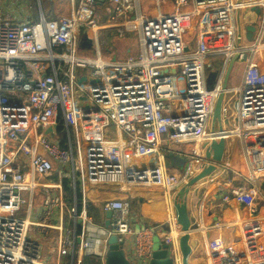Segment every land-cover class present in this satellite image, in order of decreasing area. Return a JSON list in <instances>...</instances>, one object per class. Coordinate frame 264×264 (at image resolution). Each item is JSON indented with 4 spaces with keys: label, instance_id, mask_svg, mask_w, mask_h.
<instances>
[{
    "label": "built area",
    "instance_id": "1",
    "mask_svg": "<svg viewBox=\"0 0 264 264\" xmlns=\"http://www.w3.org/2000/svg\"><path fill=\"white\" fill-rule=\"evenodd\" d=\"M99 1L80 0L60 18L16 22L3 14L0 0V264H85V256L105 264L112 235L123 246L133 236L136 264H148L155 228L135 229L130 198L143 190L178 194L211 162L206 150L222 136L240 141L249 168L248 183L223 198L233 197L249 214L234 221L239 244L221 237L208 241L207 264H264V215L256 204L258 180L264 178V69L257 58L260 46L238 45L242 36L239 40L236 27V13L248 8L262 16L264 29V0H158L152 15L137 0H111L110 24L121 35L139 32L138 53L123 59L105 58L100 51L94 58L79 54V33L87 25L100 26ZM214 55L223 63L210 72L215 75L210 88L206 64ZM234 56L244 63L242 79L224 89ZM84 68L89 70L79 72ZM222 91L223 129H212ZM173 144L186 147L180 174L167 168L166 150ZM54 174L58 182L49 179ZM65 179L73 190L70 209ZM38 189L48 192L33 217ZM101 190L121 197L104 201L105 219L97 222L87 204L90 193ZM55 231L58 246L45 255L40 237ZM181 233L175 217L162 235L175 264H183Z\"/></svg>",
    "mask_w": 264,
    "mask_h": 264
},
{
    "label": "crops",
    "instance_id": "2",
    "mask_svg": "<svg viewBox=\"0 0 264 264\" xmlns=\"http://www.w3.org/2000/svg\"><path fill=\"white\" fill-rule=\"evenodd\" d=\"M79 2L80 0H2L1 9L3 14L13 21L37 22L42 17L52 19L69 15L76 7H78ZM137 3L140 10L147 15L155 14L158 8V0H137ZM106 4L108 7L109 17L112 9L111 0H100L97 8H101ZM243 16L245 30H243L242 33V31H240V25L242 23ZM261 20L262 16L248 8L240 9L236 13L237 33L240 32L242 36L240 45L245 47L254 46V48L259 45L260 53H257L259 54L257 58H259L260 65L264 69V29H262ZM255 22L260 23V26H257ZM253 25L256 27V30L254 32L253 39L249 40L247 38V28ZM105 26L118 31L115 25L105 24ZM88 28L90 29L87 30V28H83V33L81 34V36L83 35L81 38L82 40L80 39L81 44L86 41V43L89 44V51L95 49L97 53L98 51L101 52L100 47L95 43V41L94 43H90L89 40L84 39V33L90 31L91 29L92 30L90 32L96 39L98 37L97 32L99 28L95 29L91 26ZM127 52L129 55H133L131 54L132 52H130L129 46L127 48ZM105 55H109L107 58H125L118 56L116 53L111 51L110 54L106 53ZM105 55L103 56L105 57ZM216 128L219 129L218 126H216ZM184 148L186 147L177 144L171 145L170 151H173L176 155L167 157V168L170 172L180 174V169L184 168L186 163L183 162L185 159L183 156L185 157L186 153ZM224 162L229 163V165H225ZM170 165H174V167L170 168ZM248 177L249 168L242 155L240 141L237 138L226 139L225 154L222 162L217 163L216 170L209 176H206L189 187L186 200L192 220L190 243L193 245V253L190 256V264L208 263L205 247L208 241L212 238L221 237L229 244L240 241V227L235 224L234 221L240 216H247L249 214V210L245 205L239 203L233 197H231L230 200H224L223 196L228 192V190H231V188H234L239 184L248 183ZM258 186L259 194L256 198L257 212L259 215H264V178L258 180ZM40 190L41 189H38L36 192L37 198H40L41 196V193H39ZM176 194L174 196L172 194L164 195L158 190H143L137 192L134 197L130 198L132 213L136 216V218H138L135 229H139L145 225L153 226L155 228L153 232L154 241L156 239L164 241L162 235L169 230L166 229V226H169L170 228L173 218L176 217L174 205L177 199ZM259 196L260 198H258ZM119 197H121L120 193L101 190L94 194L93 200L100 199V203L104 204V201L106 200H113ZM93 200L91 199V201ZM35 206H37V203ZM104 219L105 213H103V221ZM65 224L68 226L67 222H65ZM57 234L58 231H55L54 233H44L41 235L40 241L43 245L45 255L57 248ZM124 249L129 260L133 264H136L133 256V236H131L128 243L125 244Z\"/></svg>",
    "mask_w": 264,
    "mask_h": 264
},
{
    "label": "water",
    "instance_id": "3",
    "mask_svg": "<svg viewBox=\"0 0 264 264\" xmlns=\"http://www.w3.org/2000/svg\"><path fill=\"white\" fill-rule=\"evenodd\" d=\"M256 27L250 26L247 28V38L252 40L254 37V32ZM239 40L241 33H238ZM236 56L232 57L228 64V69L223 80V88L226 89L228 86V80L234 63L236 61ZM214 74L208 75V83L209 87L212 88L214 85ZM85 78L82 77L80 82ZM79 95V100H85L86 97L82 94L80 90L77 91ZM224 91H222L216 100L212 119H211V127L215 129L216 126L219 129H223L222 125V105L224 100ZM89 103H84L85 107H89ZM47 132H50V135H53V128L48 127ZM226 150V138L224 136L219 139H212L209 143V146L206 150V155L210 158L211 162L204 167L199 173L194 175L189 182L182 187L177 195V199L175 201V214L177 224L182 231V234L179 237V244L182 252L183 264H190V256L193 253V245L190 243L191 233H192V220L190 217L188 205H187V194L189 192V187L194 185L199 180L209 176L213 173L217 168V163L222 162ZM58 167H61V163H57ZM112 212L107 211L106 216L107 219L105 221L106 226L109 225ZM105 264H132L129 258L126 255L125 249L123 248L122 242L118 241L116 235L110 236L108 240V250L105 257ZM148 264H175L173 258L170 253L169 244L164 241L155 240L154 250L152 254V258L150 259Z\"/></svg>",
    "mask_w": 264,
    "mask_h": 264
},
{
    "label": "rangeland",
    "instance_id": "4",
    "mask_svg": "<svg viewBox=\"0 0 264 264\" xmlns=\"http://www.w3.org/2000/svg\"><path fill=\"white\" fill-rule=\"evenodd\" d=\"M95 18L97 20V23L100 25L98 32H97L98 37L96 39L93 37V34L90 32L92 30L91 29L90 31H87L84 33V39L89 40L90 43H94V41H95V43L100 47L103 55H105L106 53L110 54V51H111V52L116 53L118 56L127 57L129 55V54H127L128 53L127 52L128 46L130 47V52H132L131 54L137 53L138 49L140 48L139 32L138 31H127L124 35H121L120 32L117 31L116 29L108 28L105 26V24L110 25L109 20H107L109 18L108 17L107 4L101 8H97L96 13H95ZM255 24L257 26H260V23H258V22H255ZM88 27H90V26L87 25L84 28H87V30H88V29H90ZM194 28H195V25H192V27L189 29V34H188L189 37H191L192 33L195 31ZM243 30H245V28H244V16L242 17V23L240 25V31H242V33H243ZM82 33H83V31H81L79 33V41H78L79 54L82 56L94 58L95 56H97L96 50L92 49L89 51V44L86 43V41H84L81 44V40H82L81 38L83 36V35L81 36ZM237 44L240 45V42L237 41ZM107 56H109V55H105V58H107ZM222 63L223 62L221 60V55L212 56L206 64V73L210 74V72L212 70L216 69L215 66L217 64H218V68H220L222 66ZM243 68H244L243 61L237 59L234 63L232 71L230 73L229 80H228V86L233 87V86H236L239 84L240 80L242 79ZM88 70H89V68L79 69V72L86 73ZM112 129H113V127H112ZM165 148L167 149V146ZM166 155H167V157H169V156H175L176 154L173 151L166 150ZM183 158H185L183 160V162L185 163L187 159L184 156H183ZM173 167H174V165H170V168H173ZM180 170H181L180 173H183V168H181ZM58 178H59L58 175L54 174L49 179L53 180L54 182H58ZM46 181H47V179H46ZM45 192H48V190L41 189L39 192V193H41V196H40V198L39 197L37 198V206H35V208L33 209V217H35L34 216L35 212L39 208L38 204L41 201L43 193H45ZM96 192L97 191L90 194V201H91V199L92 200L94 199L93 197H94V194ZM105 195H107V194H105ZM258 198H260V196ZM65 199H66V194H65ZM99 200L100 199L93 200L91 202L92 203L94 202L97 206H99L100 201H101V200L100 201ZM66 203L68 205V208H70L71 206H70V203L67 201V199H66ZM66 218L67 219L70 218L69 213L66 214ZM166 229H169V226H166ZM124 247H125V245L123 246V248Z\"/></svg>",
    "mask_w": 264,
    "mask_h": 264
},
{
    "label": "trees",
    "instance_id": "5",
    "mask_svg": "<svg viewBox=\"0 0 264 264\" xmlns=\"http://www.w3.org/2000/svg\"><path fill=\"white\" fill-rule=\"evenodd\" d=\"M58 129L60 131V136L62 138V143H65V134L62 132L63 124L62 120L59 123ZM64 190L66 191V199L70 203V206L73 204V190L69 185V181L67 179L64 180ZM77 197H78V208L80 210L81 208V193L77 191ZM70 209V208H68ZM88 213L93 215L94 219L97 222L103 221V203H100L99 206H97L94 202L92 203L90 200L87 204ZM67 224H71V218L66 219ZM84 263L85 264H101V260L98 256H85L84 257Z\"/></svg>",
    "mask_w": 264,
    "mask_h": 264
}]
</instances>
